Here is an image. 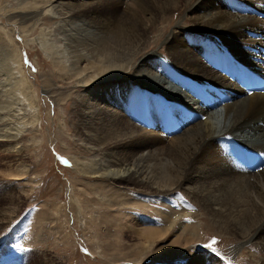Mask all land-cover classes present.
I'll return each mask as SVG.
<instances>
[{
	"label": "bare ground",
	"instance_id": "bare-ground-1",
	"mask_svg": "<svg viewBox=\"0 0 264 264\" xmlns=\"http://www.w3.org/2000/svg\"><path fill=\"white\" fill-rule=\"evenodd\" d=\"M11 3L16 10L10 17L20 20L24 32L41 23L25 24L42 11L53 19L59 39L50 40V60L75 86L86 88L78 104V130L92 156L76 164L83 176L112 178L148 192L181 187L218 226L248 237L264 253V88L239 87L223 65L233 62L264 79V0ZM177 12L183 20L162 37L166 54L138 53L155 24L170 22ZM185 19L192 29L182 23ZM127 73L140 85L123 78ZM1 74L6 93L22 94L15 104L9 97L0 99L5 103L0 120L1 112H8L16 124L11 128L15 134L0 135L5 141L0 146L19 160L16 171L8 173L17 178L26 172L18 134L28 123L25 115L35 117L33 90L18 53L0 56ZM122 103H127L128 119L118 109L125 108ZM135 103L141 104L140 113L131 108ZM186 213L197 218L189 211L174 213L161 230L136 226L134 231L150 246ZM192 229L189 233L195 234L197 226Z\"/></svg>",
	"mask_w": 264,
	"mask_h": 264
},
{
	"label": "rangeland",
	"instance_id": "rangeland-1",
	"mask_svg": "<svg viewBox=\"0 0 264 264\" xmlns=\"http://www.w3.org/2000/svg\"><path fill=\"white\" fill-rule=\"evenodd\" d=\"M0 7V56L18 53L33 90L35 115L33 119L32 113L25 115L28 123L18 134L22 144L20 160L26 164L24 174L17 178L8 175L16 171L19 160L0 146V264L263 263L264 253L247 241L248 237L226 232L181 187L148 192L112 178L83 176L76 164L92 156L78 130V104L86 88L75 86L76 81L65 78L62 68L56 69L50 60V40L59 39V29L42 11L25 22L31 24L39 19L42 24L24 32L20 20L10 17L16 10L11 0H3ZM172 17L170 22L160 20L155 24L149 41L138 53L166 54L162 37L175 22L183 20L182 12L172 13ZM182 23L194 27L188 19ZM3 77L1 74L0 82ZM123 78L140 85L131 74ZM4 90L0 83V99L11 98L12 104L17 103L16 97H22L15 93L13 98ZM121 91L119 100L123 97ZM122 104L125 108L118 109L128 119L127 103ZM131 108L140 113L141 104ZM1 114L0 135L15 134L11 128L16 124L9 121L8 112ZM2 142L5 141L0 145ZM97 155L103 156V152ZM15 204L18 209H14ZM185 211L197 218L190 213L180 216L173 228L150 246L145 245L142 234L134 231L136 226L161 230L169 215ZM193 225L197 226L195 234L189 233ZM208 244L210 248L204 247Z\"/></svg>",
	"mask_w": 264,
	"mask_h": 264
},
{
	"label": "snow or ice",
	"instance_id": "snow-or-ice-1",
	"mask_svg": "<svg viewBox=\"0 0 264 264\" xmlns=\"http://www.w3.org/2000/svg\"><path fill=\"white\" fill-rule=\"evenodd\" d=\"M83 2L89 4L90 6H99L102 3V0H83ZM26 63H27V61H26ZM212 242L214 243L215 240L213 239ZM204 247L210 248L211 244L204 245Z\"/></svg>",
	"mask_w": 264,
	"mask_h": 264
},
{
	"label": "crops",
	"instance_id": "crops-1",
	"mask_svg": "<svg viewBox=\"0 0 264 264\" xmlns=\"http://www.w3.org/2000/svg\"><path fill=\"white\" fill-rule=\"evenodd\" d=\"M25 232H26V231H25ZM23 235H25V233H23ZM21 240L24 241V238L22 237Z\"/></svg>",
	"mask_w": 264,
	"mask_h": 264
}]
</instances>
